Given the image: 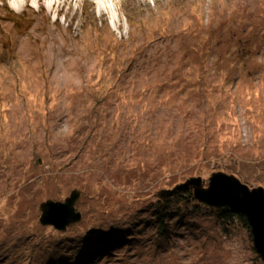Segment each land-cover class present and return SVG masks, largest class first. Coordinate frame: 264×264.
I'll return each mask as SVG.
<instances>
[{"label":"rangeland","instance_id":"1","mask_svg":"<svg viewBox=\"0 0 264 264\" xmlns=\"http://www.w3.org/2000/svg\"><path fill=\"white\" fill-rule=\"evenodd\" d=\"M218 171L264 187V0H0V264H264L221 207L146 209Z\"/></svg>","mask_w":264,"mask_h":264},{"label":"water","instance_id":"2","mask_svg":"<svg viewBox=\"0 0 264 264\" xmlns=\"http://www.w3.org/2000/svg\"><path fill=\"white\" fill-rule=\"evenodd\" d=\"M203 181L202 177H195L178 188L194 185L195 197L200 202L217 207L228 206L245 214L251 225L255 249L264 261V187H251L235 174L224 171L214 172L208 187L203 185ZM60 202L50 199L41 208L46 224H55L57 228L64 230L65 226L78 220V215L69 202Z\"/></svg>","mask_w":264,"mask_h":264},{"label":"trees","instance_id":"3","mask_svg":"<svg viewBox=\"0 0 264 264\" xmlns=\"http://www.w3.org/2000/svg\"><path fill=\"white\" fill-rule=\"evenodd\" d=\"M92 24L96 29L104 31L103 25H99L97 23H92ZM194 196L195 195L193 191L181 190L180 188H178V191H176L175 193L169 196H167V194L161 196L155 202L146 206V209L149 210L151 209L150 211L152 212V214L153 212L156 214V216H154V219L156 220V222L161 223L164 231H167L168 229L165 227V222L169 221L175 216L177 217L176 215L177 212H182V210L185 211L188 210L189 207L194 203V199H195ZM195 206L199 208L200 204H196ZM217 210L220 212L219 214L222 217L221 222L223 225L231 224L235 218H238L243 222V225H245L248 228V230H250V232L252 233L251 225L249 223L248 217L245 214L239 213L228 206L221 207L220 209ZM111 234L113 235V233ZM111 234H107V235L110 237L112 236ZM101 235L103 237L106 236L104 235V233ZM105 239L108 240L106 237Z\"/></svg>","mask_w":264,"mask_h":264},{"label":"bare ground","instance_id":"4","mask_svg":"<svg viewBox=\"0 0 264 264\" xmlns=\"http://www.w3.org/2000/svg\"><path fill=\"white\" fill-rule=\"evenodd\" d=\"M165 194H166V193H165ZM53 226H54V227H56V225H55V224H53Z\"/></svg>","mask_w":264,"mask_h":264}]
</instances>
